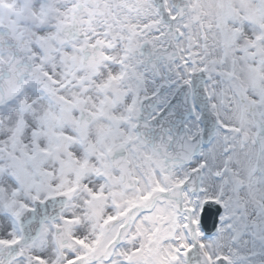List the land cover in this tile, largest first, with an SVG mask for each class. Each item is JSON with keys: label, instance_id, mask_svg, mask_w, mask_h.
<instances>
[{"label": "snow or ice", "instance_id": "snow-or-ice-1", "mask_svg": "<svg viewBox=\"0 0 264 264\" xmlns=\"http://www.w3.org/2000/svg\"><path fill=\"white\" fill-rule=\"evenodd\" d=\"M0 264H264V0H0Z\"/></svg>", "mask_w": 264, "mask_h": 264}]
</instances>
